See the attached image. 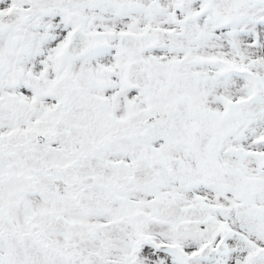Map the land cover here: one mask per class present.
Here are the masks:
<instances>
[{"label": "snow or ice", "instance_id": "6c2138e0", "mask_svg": "<svg viewBox=\"0 0 264 264\" xmlns=\"http://www.w3.org/2000/svg\"><path fill=\"white\" fill-rule=\"evenodd\" d=\"M0 264H264V0H0Z\"/></svg>", "mask_w": 264, "mask_h": 264}]
</instances>
